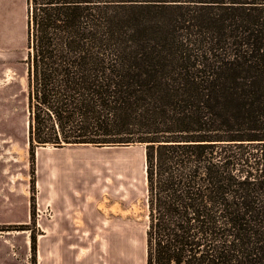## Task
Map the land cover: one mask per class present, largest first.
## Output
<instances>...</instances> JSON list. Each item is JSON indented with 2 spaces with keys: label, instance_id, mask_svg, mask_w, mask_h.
I'll return each mask as SVG.
<instances>
[{
  "label": "trees",
  "instance_id": "16d2710c",
  "mask_svg": "<svg viewBox=\"0 0 264 264\" xmlns=\"http://www.w3.org/2000/svg\"><path fill=\"white\" fill-rule=\"evenodd\" d=\"M26 48L31 157L143 147L145 264H264V0H26Z\"/></svg>",
  "mask_w": 264,
  "mask_h": 264
},
{
  "label": "rangeland",
  "instance_id": "374dc122",
  "mask_svg": "<svg viewBox=\"0 0 264 264\" xmlns=\"http://www.w3.org/2000/svg\"><path fill=\"white\" fill-rule=\"evenodd\" d=\"M27 50L26 0H0V264H145L143 147L39 145L31 157Z\"/></svg>",
  "mask_w": 264,
  "mask_h": 264
},
{
  "label": "bare ground",
  "instance_id": "6f19581e",
  "mask_svg": "<svg viewBox=\"0 0 264 264\" xmlns=\"http://www.w3.org/2000/svg\"><path fill=\"white\" fill-rule=\"evenodd\" d=\"M143 177H144V154H143V165H142Z\"/></svg>",
  "mask_w": 264,
  "mask_h": 264
},
{
  "label": "water",
  "instance_id": "95a60500",
  "mask_svg": "<svg viewBox=\"0 0 264 264\" xmlns=\"http://www.w3.org/2000/svg\"><path fill=\"white\" fill-rule=\"evenodd\" d=\"M130 145V144H129ZM96 146H113V145H96Z\"/></svg>",
  "mask_w": 264,
  "mask_h": 264
}]
</instances>
